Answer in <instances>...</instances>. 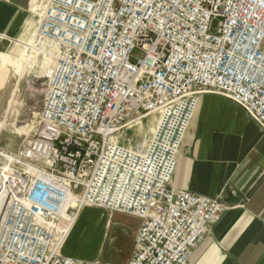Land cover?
<instances>
[{"label": "built area", "instance_id": "built-area-1", "mask_svg": "<svg viewBox=\"0 0 264 264\" xmlns=\"http://www.w3.org/2000/svg\"><path fill=\"white\" fill-rule=\"evenodd\" d=\"M56 2L43 0L35 13L37 42L56 46L49 50L56 71L55 85L48 88L39 111L35 137L22 149L21 161L15 160L21 169H14L13 179L8 182V200L0 219V264H16L14 257L21 246L37 256L38 264H110L58 250V241H63L68 224L62 213L76 212L69 203L72 198L79 208L97 207L139 219L125 264H188L209 227L229 208L223 191L207 197L171 185L178 147L200 96L215 93L230 99L264 129V111L253 103L251 94L245 98L239 88L223 89L215 75L213 65L222 61L224 54L231 56L233 47H239L226 39L232 34L239 38L235 26H230L231 31L225 29L228 19L213 13L205 32L211 47L205 44L197 50L198 58H181L177 62L171 45L163 59L158 57L163 55L164 46L159 53H149L143 44L137 45L139 33L130 45L123 43L124 23L116 26L97 16L93 26L92 14L73 12L71 8L62 10L57 19L52 7ZM76 2L86 7L88 0ZM65 12L67 20L63 19ZM229 16L237 18L241 31L245 22L256 25L258 20H264V0H234ZM85 23L88 26L82 30L77 27ZM73 31L80 32L79 42ZM101 54L111 65L112 74L105 78L110 81L109 87L102 89L104 94L97 98L93 91L80 88L79 73L82 63L99 64ZM132 69H136L134 76L129 74ZM197 77L201 86L190 87ZM78 89L87 96L80 95ZM81 102L85 111L81 112L80 123L86 131L74 133L72 125L64 123V117ZM154 111H159V122L170 123L172 131L155 179L156 193L151 192L145 199L135 195L138 175L134 163L140 158L138 151L121 146L111 137L127 125L130 117L141 119Z\"/></svg>", "mask_w": 264, "mask_h": 264}, {"label": "crops", "instance_id": "crops-1", "mask_svg": "<svg viewBox=\"0 0 264 264\" xmlns=\"http://www.w3.org/2000/svg\"><path fill=\"white\" fill-rule=\"evenodd\" d=\"M29 1L0 0V49L26 33ZM171 185L207 197L223 191L229 206L194 248L188 264H264V129L242 107L215 93L200 96L178 147ZM111 227L106 215L101 238L113 239L106 241L110 256L99 261L125 264L135 231L130 248L124 245L115 256ZM70 251L62 253L83 258Z\"/></svg>", "mask_w": 264, "mask_h": 264}, {"label": "snow or ice", "instance_id": "snow-or-ice-1", "mask_svg": "<svg viewBox=\"0 0 264 264\" xmlns=\"http://www.w3.org/2000/svg\"><path fill=\"white\" fill-rule=\"evenodd\" d=\"M52 7L56 9L53 16L57 19L62 10L71 8L73 12L92 14L93 26L96 24L97 16L101 17L102 21L116 26L124 23L125 34L121 38L123 43L130 45L133 37L139 33L137 45L143 44L149 53L152 51L159 53L161 46H164L163 55L158 57L160 59L167 58L169 45H171L172 55L176 57L177 62L181 58L190 61L198 58L197 50L205 44L211 47L212 41L205 36L209 20L213 13L223 15L228 19L225 29L231 31L230 26H235L236 33L239 34V38L236 34H232L226 39H231L234 45L239 47H233L231 56L224 54L223 60L213 65L216 69L215 75L219 77L220 86L223 89L239 88L244 91L245 98L251 94L253 103L259 105L260 110L264 111V20H258L256 25L245 22L241 31L237 18L229 16L234 7V0H227L226 3L222 0H88L86 7L76 0H57ZM237 16H239L238 10ZM63 19H68L67 12ZM244 19L249 21L248 16ZM86 26L88 25L85 23L77 27L82 30ZM72 34L79 42L80 32L73 31ZM68 42L71 44V40ZM216 43L222 47L219 41ZM185 45H187L186 49ZM92 51L95 52L94 47ZM89 59L92 60L93 57L90 55ZM125 71L128 70L125 69ZM135 72L136 69H132L129 74L134 76ZM111 74V65L101 54L99 64L83 65L82 63V71L79 73L80 88L93 91L99 98L104 94L101 90L109 87L110 81H106L105 78ZM201 83L202 81L197 77L189 86L199 87ZM78 92L80 95L87 96L86 92H81L79 89ZM82 111H85L83 102L68 111L64 117V123H70L74 133L86 131L85 125L80 123ZM87 111L91 110L87 109ZM45 255L48 254L45 253ZM14 259L16 264H38L37 256L23 246L17 250ZM48 259L52 260L53 257L48 256Z\"/></svg>", "mask_w": 264, "mask_h": 264}, {"label": "rangeland", "instance_id": "rangeland-1", "mask_svg": "<svg viewBox=\"0 0 264 264\" xmlns=\"http://www.w3.org/2000/svg\"><path fill=\"white\" fill-rule=\"evenodd\" d=\"M28 13L29 24L26 33L17 39L8 41L6 47L0 49V151L13 156L14 169L17 171L21 169V166L16 164L15 160H20L22 149L35 137L39 124V111L45 101L48 88L55 85L53 80L56 76L50 58V54H53L49 52L56 46L34 40L38 17L31 7V0L28 3ZM30 37L31 46L28 45L29 47L24 49L23 43H26ZM158 112H149L141 119L136 116L130 117L127 120V125L115 134L114 139H111L127 149L138 151L140 158L136 159L134 163L138 175L135 195L145 199L149 198L151 192L156 193L157 181L155 179L162 164L166 142L172 131L170 123L159 122L160 114H157ZM153 115H157V119L151 129L149 128L151 135L146 144L139 145L138 140H129L126 137L134 134L133 128L145 127L148 119ZM14 169L11 172L12 175L15 172ZM89 208L93 207L86 208L85 212ZM106 215L112 225L111 230L116 235L115 241H117L118 247V250L114 252L116 256L124 245L128 249L130 248L131 236L139 220L131 218L130 214L124 215L120 212L113 214L105 211L104 217ZM84 227L82 220L75 224L68 239L69 245ZM112 239L111 235H108L107 238L103 235L101 238L100 234L99 240L96 241L92 250L86 252L77 249L76 253L87 259L93 257L96 260H106L110 256L106 241H112ZM64 249L65 252L69 251V247H64ZM122 254L124 256V249Z\"/></svg>", "mask_w": 264, "mask_h": 264}, {"label": "bare ground", "instance_id": "bare-ground-1", "mask_svg": "<svg viewBox=\"0 0 264 264\" xmlns=\"http://www.w3.org/2000/svg\"><path fill=\"white\" fill-rule=\"evenodd\" d=\"M42 1L43 0H31V7L35 12H37ZM34 40L36 41V38ZM30 41H31V37L29 38L28 41H26V43L25 42L23 43L24 49L31 46ZM157 114H159V112ZM156 119H157V115H153L148 119V122L146 123L145 127L139 126L138 128H133L134 134H132L129 137L128 136L126 137L129 140H136V141L138 140L139 145L146 144L148 138L151 135L149 128L151 129L153 124H155ZM115 137L116 135L111 137V139H114ZM13 161H14L13 156L11 154L0 151V219L8 200V195H7L9 189L8 182H10L13 179L12 177L13 175L11 173L12 170L14 169ZM75 201H76L75 198L69 200L70 206L76 209V212H74L73 215L62 213L63 218L68 220V224L65 226L64 229L65 235L62 236L63 241H58L57 248L58 250L62 251L64 247L66 248L69 247V249L71 251L73 250L75 253L77 252L76 251L77 249H82L86 252H89L94 247L96 241L99 240L101 234V227L105 219L104 217L105 210L102 208L93 207L91 209L89 208L85 212V209L88 207L79 208V203H75ZM79 220H82V222H84L85 227L80 232V234H78L77 238L76 239L74 238L75 240L72 241L71 244L69 245L68 239L71 235V232L75 224Z\"/></svg>", "mask_w": 264, "mask_h": 264}]
</instances>
